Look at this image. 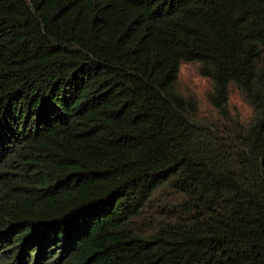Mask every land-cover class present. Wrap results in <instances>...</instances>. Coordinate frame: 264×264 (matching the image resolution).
<instances>
[{"label":"trees","instance_id":"obj_1","mask_svg":"<svg viewBox=\"0 0 264 264\" xmlns=\"http://www.w3.org/2000/svg\"><path fill=\"white\" fill-rule=\"evenodd\" d=\"M0 264H264V0H0Z\"/></svg>","mask_w":264,"mask_h":264},{"label":"rangeland","instance_id":"obj_2","mask_svg":"<svg viewBox=\"0 0 264 264\" xmlns=\"http://www.w3.org/2000/svg\"><path fill=\"white\" fill-rule=\"evenodd\" d=\"M179 78L181 81L187 82L192 87L197 95L203 99V93L207 88V80L199 75L196 70L190 64H182L179 68ZM230 102L242 111V113H248V106L241 100L237 91L234 88L230 89Z\"/></svg>","mask_w":264,"mask_h":264}]
</instances>
